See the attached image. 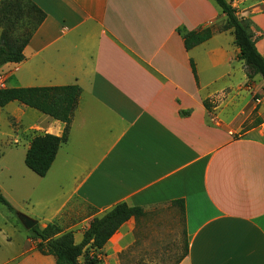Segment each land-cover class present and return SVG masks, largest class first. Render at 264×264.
I'll use <instances>...</instances> for the list:
<instances>
[{
  "label": "crops",
  "instance_id": "obj_1",
  "mask_svg": "<svg viewBox=\"0 0 264 264\" xmlns=\"http://www.w3.org/2000/svg\"><path fill=\"white\" fill-rule=\"evenodd\" d=\"M30 1L45 18L23 61L0 67V88H80L68 140L41 179L55 170L70 184L61 209L73 201L87 210L77 219L83 232L119 203L144 213L109 239L102 264H123L111 260L122 253H166L174 242L183 251L174 264H264V126L225 140V89L211 87L224 77L228 53L212 0ZM238 2V17L264 41L263 2ZM207 27L212 37L186 51L179 30ZM256 48L264 56V42ZM201 59L211 71L204 83ZM7 106L23 162L34 134L62 135L61 122L16 101Z\"/></svg>",
  "mask_w": 264,
  "mask_h": 264
},
{
  "label": "trees",
  "instance_id": "obj_2",
  "mask_svg": "<svg viewBox=\"0 0 264 264\" xmlns=\"http://www.w3.org/2000/svg\"><path fill=\"white\" fill-rule=\"evenodd\" d=\"M225 17L223 29L232 30L238 58L243 61L249 79L259 76L264 81V56L256 48L249 27L237 16L236 9L228 0H212ZM264 4V0H261ZM45 18V14L30 0L0 1V67L18 64L24 59L23 50ZM186 51L208 41L212 37L209 27L198 31L179 30ZM194 79L197 80L195 65L190 60ZM80 88L75 85L61 87L0 88V108L16 101L32 108L53 120L61 122V136L34 134L25 154V166L36 176L43 178L55 160L60 146L67 142L73 114L78 106ZM209 110L208 101L203 102ZM256 119L254 127L261 125ZM182 208V202H177ZM0 204L8 210L13 208L0 191ZM140 207L119 203L104 214L94 217L76 243L72 232H63L56 222L44 228L38 225L31 230L34 249L42 256H52L55 264H102L99 252L109 239L131 217L142 216Z\"/></svg>",
  "mask_w": 264,
  "mask_h": 264
},
{
  "label": "rangeland",
  "instance_id": "obj_3",
  "mask_svg": "<svg viewBox=\"0 0 264 264\" xmlns=\"http://www.w3.org/2000/svg\"><path fill=\"white\" fill-rule=\"evenodd\" d=\"M238 1H230L237 11V16L241 10ZM244 22L249 27L255 41L259 44L263 43V31L249 19ZM224 25L225 17L217 24V31L224 35L222 37L227 45L228 56L225 61V74L222 79L214 83L211 89H225L224 93L220 95L223 104L219 114L224 118L225 140L228 141L263 129L264 81L259 76H254L251 79L247 77L248 71L243 61L238 58L232 30H222ZM253 29H257L259 32L255 33ZM200 63L203 65L201 80L204 83L209 78L211 71L202 59ZM214 101H216L215 98H210L211 106ZM11 110L12 106L0 108V191L13 208L10 211L0 204V264H49L47 259H51V264H55L53 257L46 258L35 253L30 230L23 227L19 215H25L36 221L37 225L42 228L41 224L54 221L56 212L63 211L56 223L63 232H72L74 241L79 243L83 228L77 219L83 217L87 210L80 205H74L73 201L68 202L64 209H61V205L66 201L70 186L65 178L52 170L47 178L41 179L24 165L25 144L17 147L12 145L11 128L14 131L16 128L8 119ZM32 113L37 117H43L38 112L33 111ZM214 116L216 115L214 114ZM257 118L261 119L263 124L254 127ZM153 213L167 214L165 210H155ZM160 224L163 225V223ZM169 224L174 226L173 223ZM181 224L180 221L176 223L178 232H180ZM170 245L171 247L166 253L157 255L122 253L114 256L111 260L117 259L123 264H174L182 257L183 251L179 245L176 246L175 242ZM174 246L177 247V252Z\"/></svg>",
  "mask_w": 264,
  "mask_h": 264
},
{
  "label": "water",
  "instance_id": "obj_4",
  "mask_svg": "<svg viewBox=\"0 0 264 264\" xmlns=\"http://www.w3.org/2000/svg\"><path fill=\"white\" fill-rule=\"evenodd\" d=\"M19 219L21 224L26 230H31L34 226L37 225L36 221H33L32 219L28 218L25 215H19Z\"/></svg>",
  "mask_w": 264,
  "mask_h": 264
}]
</instances>
